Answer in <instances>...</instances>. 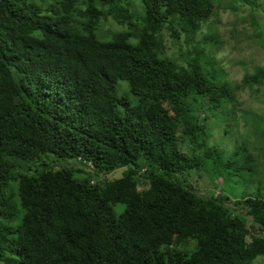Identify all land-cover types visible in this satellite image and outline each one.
<instances>
[{"label": "trees", "instance_id": "16d2710c", "mask_svg": "<svg viewBox=\"0 0 264 264\" xmlns=\"http://www.w3.org/2000/svg\"><path fill=\"white\" fill-rule=\"evenodd\" d=\"M139 2L135 18L127 0H0V264L264 256V199L199 194L186 182L208 161L226 170L239 156L222 162L207 140L196 143L190 106L232 99L205 73L202 52H188L181 68L160 56V31L178 37L177 25L189 42L211 4ZM108 17L124 29L101 39ZM178 123L188 153L178 148ZM117 169L121 177L102 179ZM241 207L244 217L235 214Z\"/></svg>", "mask_w": 264, "mask_h": 264}, {"label": "rangeland", "instance_id": "374dc122", "mask_svg": "<svg viewBox=\"0 0 264 264\" xmlns=\"http://www.w3.org/2000/svg\"><path fill=\"white\" fill-rule=\"evenodd\" d=\"M208 1L211 4L208 20L201 24L189 42L177 25H174V31L178 37L173 36L167 26L160 31L163 46L160 56L181 68L189 59L188 52H202L205 73L225 84L232 99L218 108H213L208 99H202L197 106L190 104V117H194L201 127L196 143L207 140L209 147L219 150L224 159L222 162L233 158L234 153L239 152V156L234 157L233 165L226 170L208 161L188 175L186 182L199 194L223 192L234 201L245 197L264 199V0ZM127 5L135 18L142 16L139 0H127ZM123 29L108 17L101 23L98 37L107 39ZM125 86L120 82L121 90ZM165 108L170 111L167 103ZM181 128L183 126L178 123V148L188 153L192 144L181 134ZM202 152L198 147L199 157ZM245 159L251 166L247 172L242 169L248 165ZM47 162L55 165L50 160ZM60 165L56 164L54 168L58 169ZM121 174L122 169H117L102 179H116ZM227 206L232 207L228 203ZM245 212L242 207L235 208V214L241 217L246 216ZM247 220V225H251L253 221ZM253 264H264V256L257 257Z\"/></svg>", "mask_w": 264, "mask_h": 264}]
</instances>
